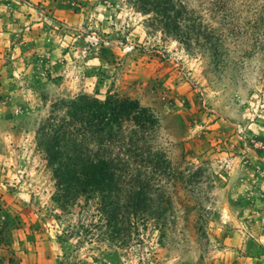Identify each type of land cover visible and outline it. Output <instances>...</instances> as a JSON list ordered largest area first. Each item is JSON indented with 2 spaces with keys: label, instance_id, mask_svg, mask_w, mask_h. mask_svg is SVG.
I'll list each match as a JSON object with an SVG mask.
<instances>
[{
  "label": "rangeland",
  "instance_id": "374dc122",
  "mask_svg": "<svg viewBox=\"0 0 264 264\" xmlns=\"http://www.w3.org/2000/svg\"><path fill=\"white\" fill-rule=\"evenodd\" d=\"M185 1L216 47L186 48L136 0H0V264H264V239L228 243L264 237V0ZM80 94L154 113L149 146L168 164L126 162L163 218L122 213L112 235L92 202L53 201L36 131Z\"/></svg>",
  "mask_w": 264,
  "mask_h": 264
},
{
  "label": "trees",
  "instance_id": "16d2710c",
  "mask_svg": "<svg viewBox=\"0 0 264 264\" xmlns=\"http://www.w3.org/2000/svg\"><path fill=\"white\" fill-rule=\"evenodd\" d=\"M136 3L141 11L153 13L163 32L186 48L193 38L216 47L211 30L198 20L185 0ZM125 122L134 124L129 133L124 131ZM157 125L154 113L137 100L111 94L103 99L80 94L55 101L50 115L36 131L37 147L44 154L54 183L53 201L64 208L81 198L92 202L107 215L106 226L110 225L112 235L124 231L123 222L117 218L122 213L161 219L163 204L153 198L148 178L133 174L126 162L127 158L146 157L155 169L168 164L159 151L149 146ZM159 233L162 236L164 231Z\"/></svg>",
  "mask_w": 264,
  "mask_h": 264
},
{
  "label": "crops",
  "instance_id": "0c3cea01",
  "mask_svg": "<svg viewBox=\"0 0 264 264\" xmlns=\"http://www.w3.org/2000/svg\"><path fill=\"white\" fill-rule=\"evenodd\" d=\"M6 24H7V18H5L4 16H0V26L5 27ZM3 31H4V29H3ZM244 234L245 233L242 232V230L239 229V228L229 231V234H228V243L229 244H237V247L243 245L244 246V248H243L244 251L246 249L249 250V246L250 245H254L256 249L258 247L262 246L261 243H262V240L264 239V237H263V235L261 237L260 236H257V230L255 231V236L253 238H251L249 235L248 236H244ZM243 242H244V244H243ZM242 257L245 258L246 257L245 254Z\"/></svg>",
  "mask_w": 264,
  "mask_h": 264
}]
</instances>
